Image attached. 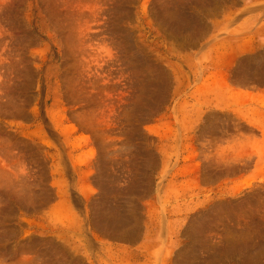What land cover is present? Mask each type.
<instances>
[{
  "label": "rangeland",
  "instance_id": "rangeland-1",
  "mask_svg": "<svg viewBox=\"0 0 264 264\" xmlns=\"http://www.w3.org/2000/svg\"><path fill=\"white\" fill-rule=\"evenodd\" d=\"M0 264H264V0H0Z\"/></svg>",
  "mask_w": 264,
  "mask_h": 264
}]
</instances>
